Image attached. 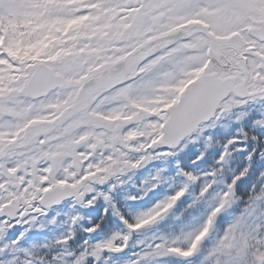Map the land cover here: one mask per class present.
<instances>
[{"label": "snow or ice", "instance_id": "1", "mask_svg": "<svg viewBox=\"0 0 264 264\" xmlns=\"http://www.w3.org/2000/svg\"><path fill=\"white\" fill-rule=\"evenodd\" d=\"M257 97H264V0H0V230L67 197L91 206L93 184L139 168L155 148H176L202 122ZM133 151L148 155L127 159ZM243 175L191 243L169 253L199 255ZM159 192L156 183L131 197L155 203L135 224L121 217L130 229L164 216L186 188ZM239 227L225 230L223 249L236 247ZM114 239L75 264L104 250L122 253L128 237L122 245ZM249 246L245 239L237 254ZM254 255L264 264V248Z\"/></svg>", "mask_w": 264, "mask_h": 264}, {"label": "rangeland", "instance_id": "2", "mask_svg": "<svg viewBox=\"0 0 264 264\" xmlns=\"http://www.w3.org/2000/svg\"><path fill=\"white\" fill-rule=\"evenodd\" d=\"M201 127L202 131L198 128L175 149L157 147L139 168H128L104 183L93 184V192L85 196L94 198L91 206L78 200L66 201L14 228L0 230V264H52L56 253L51 256L46 248L58 246V256L67 260L63 264H75L82 252L91 253L98 243L113 237L115 245L124 244L128 237L122 253L104 250L96 257L85 256L80 264H255V250L264 248V97L237 106ZM141 155L148 153L129 152L127 159L136 160ZM184 172L198 179L191 181ZM241 172L244 175L235 180L230 202L216 218L199 255L184 259L169 253L168 248H186L191 243L209 212L228 191L227 186ZM156 183L160 187L158 198L174 195L180 188H186L185 196L161 218L130 229L121 217L135 224L136 217L155 203L152 196L131 197ZM205 186L212 187L210 195L201 194ZM237 221L236 247L223 249L220 238ZM96 223L100 227L88 232ZM64 237H69L66 243ZM245 239L249 248L237 254Z\"/></svg>", "mask_w": 264, "mask_h": 264}, {"label": "trees", "instance_id": "3", "mask_svg": "<svg viewBox=\"0 0 264 264\" xmlns=\"http://www.w3.org/2000/svg\"><path fill=\"white\" fill-rule=\"evenodd\" d=\"M59 249H61V246H58V247H54V248H50V251H51V253H50V255L52 256L54 253H56L54 256H55V258H54V260H53V262H52V264H63V261L64 262H67V260L62 256H58V252L59 251H61V250H59ZM102 253V251L101 252H98V254H97V256H99L100 254ZM84 260V259H83ZM98 260V257H97V259H96V261ZM81 262V261H80ZM95 264H96V262H94Z\"/></svg>", "mask_w": 264, "mask_h": 264}, {"label": "water", "instance_id": "4", "mask_svg": "<svg viewBox=\"0 0 264 264\" xmlns=\"http://www.w3.org/2000/svg\"><path fill=\"white\" fill-rule=\"evenodd\" d=\"M202 123H204V122H202ZM163 147V146H162ZM164 148H168V147H164ZM168 149H171V148H168ZM70 198H74V197H67V198H65V199H70ZM64 199V200H65ZM56 204H58V203H56ZM56 204H53V205H56ZM53 205H51V206H53Z\"/></svg>", "mask_w": 264, "mask_h": 264}]
</instances>
